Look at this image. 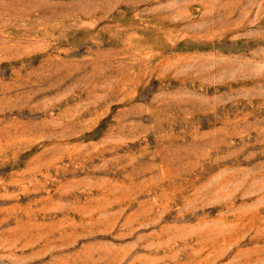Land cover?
<instances>
[{
	"label": "rangeland",
	"instance_id": "rangeland-1",
	"mask_svg": "<svg viewBox=\"0 0 264 264\" xmlns=\"http://www.w3.org/2000/svg\"><path fill=\"white\" fill-rule=\"evenodd\" d=\"M0 264H264V0H0Z\"/></svg>",
	"mask_w": 264,
	"mask_h": 264
}]
</instances>
